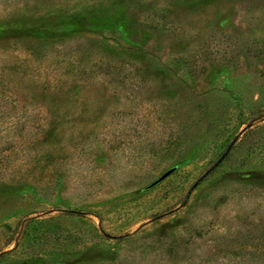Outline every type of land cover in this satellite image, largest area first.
<instances>
[{
  "label": "rangeland",
  "instance_id": "374dc122",
  "mask_svg": "<svg viewBox=\"0 0 264 264\" xmlns=\"http://www.w3.org/2000/svg\"><path fill=\"white\" fill-rule=\"evenodd\" d=\"M0 264H264V0H0Z\"/></svg>",
  "mask_w": 264,
  "mask_h": 264
},
{
  "label": "water",
  "instance_id": "95a60500",
  "mask_svg": "<svg viewBox=\"0 0 264 264\" xmlns=\"http://www.w3.org/2000/svg\"><path fill=\"white\" fill-rule=\"evenodd\" d=\"M235 142V141H234ZM234 142L233 143H231V145L229 146V148H228V150L226 151V153L223 155V157L221 158V159H219V161L213 166V168H215L224 158H225V156L228 154V152L231 150V148H232V146H233V144H234ZM175 171V168H171V169H169L168 171H166L161 177H159V179L155 182V183H157V182H160V181H162L163 179H165L167 176H169L172 172H174ZM210 171H208V172H206L205 173V175H203V177H201V179H203L208 173H209ZM200 179V180H201ZM199 180V181H200ZM198 181V182H199ZM198 182L197 183H195V185H194V187L198 184ZM193 187V188H194Z\"/></svg>",
  "mask_w": 264,
  "mask_h": 264
}]
</instances>
